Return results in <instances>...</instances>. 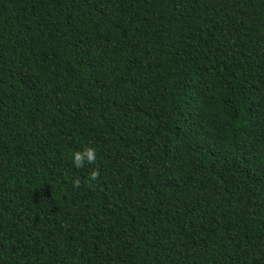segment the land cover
Here are the masks:
<instances>
[{"label": "trees", "instance_id": "obj_1", "mask_svg": "<svg viewBox=\"0 0 264 264\" xmlns=\"http://www.w3.org/2000/svg\"><path fill=\"white\" fill-rule=\"evenodd\" d=\"M0 264H264V0H0Z\"/></svg>", "mask_w": 264, "mask_h": 264}, {"label": "clouds", "instance_id": "obj_2", "mask_svg": "<svg viewBox=\"0 0 264 264\" xmlns=\"http://www.w3.org/2000/svg\"><path fill=\"white\" fill-rule=\"evenodd\" d=\"M72 160L76 167H81L85 161L92 163L95 160V149L89 147L83 152H75L72 156ZM74 183L78 184L79 181L77 180Z\"/></svg>", "mask_w": 264, "mask_h": 264}]
</instances>
